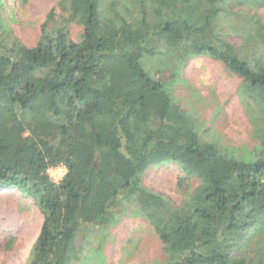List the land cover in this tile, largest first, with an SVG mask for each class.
<instances>
[{
  "label": "trees",
  "instance_id": "1",
  "mask_svg": "<svg viewBox=\"0 0 264 264\" xmlns=\"http://www.w3.org/2000/svg\"><path fill=\"white\" fill-rule=\"evenodd\" d=\"M230 1L61 0L28 47L3 27L0 0V191L17 190L43 218L26 264L79 259L88 229L113 223L121 201L162 244L164 260L149 264H264V27L255 48L228 41L217 22ZM73 24L83 27L78 42ZM152 42L176 61L210 56L242 77L260 143L204 140L147 70V54L160 53ZM169 161L181 188L197 182L180 205L142 184Z\"/></svg>",
  "mask_w": 264,
  "mask_h": 264
},
{
  "label": "rangeland",
  "instance_id": "2",
  "mask_svg": "<svg viewBox=\"0 0 264 264\" xmlns=\"http://www.w3.org/2000/svg\"><path fill=\"white\" fill-rule=\"evenodd\" d=\"M60 1L4 0L3 27L11 30L12 35L24 45L35 47L48 13L52 9L61 13ZM224 8L217 30L224 33L228 41L245 50L255 48L256 42L261 43L257 27L260 24L264 27V5L253 0H234L227 2ZM82 32V26L72 25L73 40L78 42ZM249 33L253 34L254 41H259H249ZM149 48L160 53L155 56L147 54L144 59L147 70L169 86L173 98L195 116L199 134L204 140L248 150L260 143L257 113L246 108L242 99V77L228 71L221 61L210 56L199 55L186 61H176L175 53H168L155 42L150 43ZM49 174L52 178L57 175L58 179L54 180L59 181L66 174V169H53ZM181 176L179 166L169 161L147 169L142 184L180 205L187 192L197 186V182H193L188 189L181 188ZM127 209L121 201L113 223L103 229L90 227L88 238L83 242L86 247L79 259L71 264H149L163 261L162 244L153 228L144 218L132 214L134 209ZM42 220V214L32 200L17 190L0 191V264L27 263Z\"/></svg>",
  "mask_w": 264,
  "mask_h": 264
},
{
  "label": "clouds",
  "instance_id": "3",
  "mask_svg": "<svg viewBox=\"0 0 264 264\" xmlns=\"http://www.w3.org/2000/svg\"><path fill=\"white\" fill-rule=\"evenodd\" d=\"M53 179H58V176L54 174Z\"/></svg>",
  "mask_w": 264,
  "mask_h": 264
}]
</instances>
